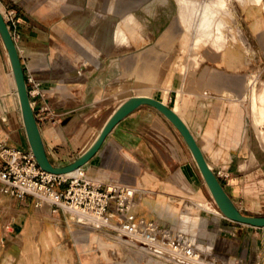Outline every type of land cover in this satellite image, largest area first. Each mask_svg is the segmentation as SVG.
<instances>
[{
	"label": "crops",
	"instance_id": "crops-1",
	"mask_svg": "<svg viewBox=\"0 0 264 264\" xmlns=\"http://www.w3.org/2000/svg\"><path fill=\"white\" fill-rule=\"evenodd\" d=\"M0 7L4 14L13 11L12 39L53 166L65 167L84 153L125 101L149 97L183 121L238 210L264 216V110L254 106L249 86L254 75L261 76L255 67L264 69L263 4L244 9L237 34L242 41L231 32L224 42L212 38L197 44L185 37L176 0H0ZM111 19L127 42L100 44L99 29ZM28 76L39 83L38 90ZM13 93L0 40V149L29 153ZM81 170L102 188L141 190L136 217L164 228L174 219L166 206L192 212L198 207L191 195L200 191L206 198L184 138L148 104L120 119ZM56 212L50 205L43 210L32 196L17 200L0 193V245L5 239L13 251L0 255V264H90L73 248L85 246L82 230ZM205 212L213 214L206 216L207 229L215 233V259L264 264V227Z\"/></svg>",
	"mask_w": 264,
	"mask_h": 264
},
{
	"label": "rangeland",
	"instance_id": "rangeland-1",
	"mask_svg": "<svg viewBox=\"0 0 264 264\" xmlns=\"http://www.w3.org/2000/svg\"><path fill=\"white\" fill-rule=\"evenodd\" d=\"M176 2L178 6V16L184 28L185 37L190 40V42L192 39L195 40L196 44L199 43V39L212 38L224 42L225 35L231 32L234 37H236L235 41H242V39L240 40L238 38L237 34L238 32H242L240 21L243 16L242 14L245 11L244 9L251 4L261 6L263 4L264 8V0H176ZM1 10L5 13V10ZM114 21L115 20L111 19L106 24L101 25L99 29V42L101 45L104 43L105 45H108L114 41L127 42L123 31L118 28V23L115 24ZM6 25L8 24L6 23ZM104 33L108 36H106V38H101ZM228 41L230 42L231 40ZM255 71L260 73L261 76L258 78L256 74L251 78L249 86L252 94L250 93V98L255 100L254 106H258L259 103L260 112L262 113L264 110V78L262 77L264 76V69L261 68V66H257L253 72L255 73ZM256 83L258 84L255 85ZM257 99L259 102H257ZM204 189L207 199L203 193L198 191L191 195L193 203L198 208L218 214V210L206 186ZM41 206L43 210H47L49 205L41 203ZM165 208L168 211V214L174 219L169 218L171 220H169L170 224L165 228L158 226L156 230L157 233L159 230L160 232H164L162 230H167L165 233H169L171 236L169 239L174 241L175 245H179V239H177L179 236H181V238L183 237L187 242H193L195 240L197 245H201L202 251L199 255L202 259L201 263L189 262L182 256H168L169 254H166V251L160 253L155 248L149 247V245L136 241L135 239H127V237L117 238V235L122 234L119 233L116 228L121 226H119L120 221L117 217L111 215L113 209L112 206L109 211L111 220L108 221L112 228L103 225H92V227H88L81 223V221L79 222V219L75 214L65 213L60 208H58L56 214H59L61 218H63L62 220L67 224L82 230L79 235L83 237L85 246L75 243V247L73 248L74 251L78 252L79 256L87 258L90 264H245L237 263L235 261L221 262L213 257L212 249L215 242V233L207 229H210L211 227L208 226L209 219L206 216H212L213 214H210L209 212L206 214L203 210H200V212L197 213V210L199 211L198 208H195L194 211H192L196 212L195 214L188 208L179 210L172 208L171 206H166ZM202 220L205 222L202 223ZM4 224L5 223H3V229ZM213 234L214 237H212ZM158 239L159 241L162 240L161 235L158 236ZM169 239L165 237L162 244L167 245ZM3 240V245H0V255H7L8 253L13 252L12 250H9L10 242H6L5 239ZM43 243L44 238H41L40 243L36 244L38 252L40 249H43ZM32 252H34V250ZM15 255L16 254L13 253L9 254V260L14 259Z\"/></svg>",
	"mask_w": 264,
	"mask_h": 264
},
{
	"label": "built area",
	"instance_id": "built-area-1",
	"mask_svg": "<svg viewBox=\"0 0 264 264\" xmlns=\"http://www.w3.org/2000/svg\"><path fill=\"white\" fill-rule=\"evenodd\" d=\"M13 11H8L3 15L10 34L13 33L10 26L14 27L12 20ZM27 82L31 83L35 90H38L39 83L28 76ZM0 193L17 200H22L26 196H32L37 200V204L46 201L54 211L60 208L65 213L75 214L77 212H94L104 221L111 220L109 211L111 206L112 214L120 221L119 226H130L140 224L134 213V204L140 200L141 191H131L127 187L110 184L105 188L91 182L85 178H63L51 175L43 171L35 161L31 152L22 153L10 149H0ZM65 186V187H64ZM135 202V203H134ZM151 231L153 238H158L162 232ZM167 231V230H162ZM179 239V238H177ZM185 239L178 240L181 245ZM206 242V241H205ZM206 246V245H204ZM195 245H188L184 249L186 257H191L194 253ZM193 258V257H192Z\"/></svg>",
	"mask_w": 264,
	"mask_h": 264
},
{
	"label": "water",
	"instance_id": "water-1",
	"mask_svg": "<svg viewBox=\"0 0 264 264\" xmlns=\"http://www.w3.org/2000/svg\"><path fill=\"white\" fill-rule=\"evenodd\" d=\"M0 36L3 41L4 47L7 51L16 83V89L19 97L23 125L26 132L27 140L38 166L45 172L53 174H61L68 171H72L80 166H83L100 148L106 136L110 133L115 124L137 108L141 104H148L158 109L164 114L178 129L188 147L190 148L192 155L199 167V170L223 215L234 222L246 224L252 227L262 228L264 227V216H247L243 215L238 208L234 205L232 200L224 191L214 172L207 165L202 152L196 144L192 134L183 123V121L166 105L149 97H132L125 101L109 118L105 126L103 127L99 137L95 143L88 149V151L81 155L71 164L65 167L53 166L46 155L44 144L40 135V131L30 104L29 94L25 82L23 68L20 62L16 45L12 39L10 31L6 25V22L0 12Z\"/></svg>",
	"mask_w": 264,
	"mask_h": 264
},
{
	"label": "bare ground",
	"instance_id": "bare-ground-1",
	"mask_svg": "<svg viewBox=\"0 0 264 264\" xmlns=\"http://www.w3.org/2000/svg\"><path fill=\"white\" fill-rule=\"evenodd\" d=\"M0 12H1L2 16H3L4 13L1 11V9H0ZM0 40H1L2 44H3V41L1 39V36H0ZM3 46H4V44H3ZM6 56H7L8 62L10 64V59L8 57L7 51H6ZM10 70H11V74H12V78H13V82H14V93H13V95H14V98H15V101H16V105L18 106L20 118H21V121H22V124H23L22 112H21L19 97H18V93H17V89H16V83H15V80H14V75H13V72H12L11 64H10ZM107 121L105 122V124L107 123ZM105 124L103 125V127L105 126ZM23 127H24V125H23ZM103 127L100 129V131L98 132L97 136L95 137V139L91 143V145L81 155L85 154L88 151V149H90V147L95 143V141L99 137V135H100ZM81 167L82 166H80V167H78V168H76V169H74L72 171H68V172L61 173V174H53V173H49V172H47V173L48 174H51V175L61 176L63 178H66V177H73V178H76V179H78V178H85L84 175H83V172L81 170ZM203 182H204V184H205V186H206V188H207V190H208V192H209V194H210V196H211V198H212V200H213V202H214V204H215V206H216V208L218 210V214H220L223 217H225L223 215V213L221 212V210L219 209L218 205L216 204V202H215V200H214V198H213V196H212V194H211V192H210V190H209V188H208V186H207L204 178H203ZM114 185H116V184H114ZM118 186H120V185H118ZM127 188L129 190H131V191H135V190L136 191H141V190L135 189V188H130V187H127ZM142 195H144L143 192L140 195V197H142ZM41 203L48 204L46 201H42ZM137 204H138V201L134 204V206H137ZM77 218L79 219V222L81 221V223L85 224L88 227H92V225L93 226H95V225L96 226L103 225V226L111 227L110 224L108 223V221H104L103 219H100V217H98V215L96 213H94V212H89V213L88 212L87 213L77 212ZM137 221H141L140 224L130 225V226H121V227L116 228V229H118L119 233L122 234V235H117V238L127 237V239H135L136 241H139L141 243H144L146 245H149V247L155 248L160 253L162 251L163 252L166 251L167 252L166 254H169L168 256H172V257L173 256H175V257L182 256L185 260H187L189 262L201 263V260L202 259L199 256L200 255V252L202 251L201 245L200 246L197 245L196 242H195V240L193 242H187L185 240L181 245H175L174 244V241H172V240L169 239L171 237L169 235V233L168 232L165 233V231H164V232H162V238H161L162 240L159 241L158 238H153V236L150 235L151 234V231H155V225H156L155 223H153V222H147V221H144L143 219H137ZM204 222L205 221L202 220V223H204ZM179 231H180V228H179ZM164 234L165 235L167 234V235L165 236ZM209 236H210V234H209ZM165 237L169 239L167 245L162 244L164 242ZM212 237H214V234L212 235ZM180 238H181V236H179V239ZM192 244L195 245V250H194L193 255L189 258V257H186L185 256L184 249L186 248V246L192 245Z\"/></svg>",
	"mask_w": 264,
	"mask_h": 264
}]
</instances>
